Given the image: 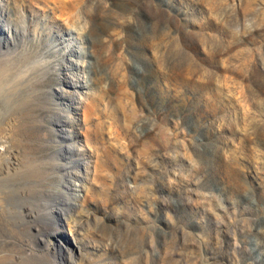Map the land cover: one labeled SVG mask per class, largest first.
I'll list each match as a JSON object with an SVG mask.
<instances>
[{"label": "rangeland", "instance_id": "374dc122", "mask_svg": "<svg viewBox=\"0 0 264 264\" xmlns=\"http://www.w3.org/2000/svg\"><path fill=\"white\" fill-rule=\"evenodd\" d=\"M0 67L10 256L264 264V0H0Z\"/></svg>", "mask_w": 264, "mask_h": 264}, {"label": "bare ground", "instance_id": "6f19581e", "mask_svg": "<svg viewBox=\"0 0 264 264\" xmlns=\"http://www.w3.org/2000/svg\"><path fill=\"white\" fill-rule=\"evenodd\" d=\"M0 68H1L0 69V89H1L2 85H4L7 82V70H6V67H0ZM28 82H31V80H28ZM18 84H20V83L18 82ZM14 85L16 86V84H14ZM15 86H13V87H15ZM17 86L15 87V89L12 90L13 94L15 93L16 90H18ZM25 99H23L22 96H20V95H19V98L12 96L11 104L18 111L20 109V106L21 107L25 106L24 104H26V103L23 102ZM26 102H27V100H26ZM10 121L11 120H10L9 116L0 112V242H1V244H0V264H24L23 260H21L19 258H14L13 256H10L11 254L8 253V251H9L7 249L8 245L5 242V239H6V236H8L12 232L14 222H17L15 220V216L17 213L19 214V212L21 210V208L17 209L18 207H16V205L21 204V203H20V199L18 200L19 203L18 202H17L18 204L16 203V198L14 196L15 191H17V192L21 191L22 192L23 188H24V190H23L24 192H25V190L27 191L28 188L26 189V186H28V184L26 181H23L24 176H26L27 178H30L29 181H31L32 178L37 177L36 176L37 170L27 165L25 168L23 167L22 173L21 172L19 173V176L17 179H16L17 176H15L14 173H12V171H11L12 169H11V165H10L11 153H12L11 144H10V139H11L10 138V136H11L10 135V130H11ZM23 185H24V187H22ZM30 191H32V190L29 189V192ZM30 196H32V199L30 201H33L34 200L33 198H35V195L33 196V194H32ZM48 199L51 202V204H49L51 209H56L57 205H60L58 202V197H54V195H49ZM26 200H29V199L26 198L24 201H21V202L27 203L28 201H26ZM35 202L37 203V201H35ZM38 203H39V201H38ZM47 203H48V201H47ZM31 208H33V207H31ZM65 211H64V213H65ZM21 212H23V211H21ZM20 216H21V214H20ZM68 261H69L68 264H74L72 255L69 257ZM32 263H34V261Z\"/></svg>", "mask_w": 264, "mask_h": 264}]
</instances>
